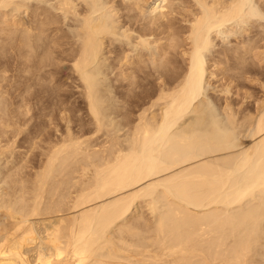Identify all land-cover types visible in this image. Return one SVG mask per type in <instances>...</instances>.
Returning <instances> with one entry per match:
<instances>
[{"label":"bare ground","instance_id":"1","mask_svg":"<svg viewBox=\"0 0 264 264\" xmlns=\"http://www.w3.org/2000/svg\"><path fill=\"white\" fill-rule=\"evenodd\" d=\"M50 1L56 13L50 11V6L49 9L41 6V2L45 5ZM172 1L37 0L34 10L29 13L32 6L29 0H0V9L13 5L14 11L21 10L36 18H32L29 24L24 18L17 17V11H0V33L9 38L3 40L14 45L17 43L19 50L16 53L12 51L15 47L6 44L7 51L11 46L12 57L4 59L6 55L2 53L0 57V65L4 67L0 68L3 70L0 75V163L17 150H14L16 143L31 141L37 144L38 132L33 128L41 121V115L57 116L58 121L65 122L64 132L60 130L61 135L56 134L57 139L51 141L48 148L42 147L46 158L43 160L44 156H39L42 162H39L37 171L33 167L36 172L31 178L24 176L28 153H23L27 156L26 162L23 157V162L16 166L8 159L0 168V181L3 182L0 183V264H264V224L261 220L264 202L242 213L228 210L229 205L254 195L258 189L264 190V95L262 100L259 98L254 114H242L245 116L241 117L242 127H245L242 129H245L244 133L247 131L244 136L250 135L253 143L246 146L242 157L236 159L233 155L219 156L233 150L234 135L230 129L228 132L218 129L216 111L206 104L208 96L205 91L206 85H213L212 78L219 74L217 70L220 72L224 68V60L231 61L230 56H237L240 50L242 52L237 57L240 64L237 65L236 59L232 58L237 65L232 66L241 71L236 69L235 72L227 67L229 73L227 75L225 69L224 77L229 81L226 85L223 83L221 91L229 93L230 82L233 84L238 76L234 78V75L244 72L241 69L245 67L243 62L247 59L246 64L249 63L246 53L251 48L257 49L256 40L257 46L253 44L254 47L247 43L251 39L235 42L241 47H236L239 51L234 50L236 54L230 56L227 51L232 46L227 44L226 49L222 46L219 54L225 57L221 55L223 59L209 58L206 52L217 37L245 35L256 26L257 31L258 27L261 28L257 34L263 41V21H255L254 17L264 18V1L195 0L191 6L188 3L187 6L179 5L184 11L177 16L182 15L181 19L188 22L184 27L178 25L179 32H174L179 30L178 26H173L177 30H171L174 25L173 20L170 23L171 15L168 16V13L172 14L171 8L168 13L161 11L163 7H172ZM175 2V6L178 5ZM124 12L133 21L137 14L145 21L147 13H154V17L150 14L152 17L149 20L146 17V20L151 23V29L156 26L162 31L164 28L160 42L155 39L158 38L154 35L156 32L152 33L155 37L151 34L157 31L155 28L150 34L145 30L150 26L144 28L147 34L141 30L143 34L138 35L140 31H134L131 24L128 26L122 19ZM140 16L139 19L136 17V22L137 19L141 21ZM70 19L74 26L68 28L69 34L64 26ZM53 23L57 26L52 35L51 31L50 34L46 31ZM132 30L137 33L136 37H133ZM150 35L154 41H150ZM116 40L125 41L124 46L133 43L134 50L138 48V51L139 47L149 51L151 42H157L162 46L161 50L168 53L171 44L169 49H176L175 53L170 51L169 54L175 55L177 47H181L182 54L181 50L177 51L183 55L185 60L181 58L186 65L181 71L171 73L170 70L178 66L172 69L170 66L175 62L167 54L168 57L160 54L164 63L159 61L160 66L152 68L156 73L148 71L142 77L147 79L148 75H155L160 79L155 89L147 91L156 99L152 98L149 108L138 113L133 125L129 121L133 127L130 139L121 140L113 133L109 140L105 139L106 143L102 141L95 148L96 142L91 143L92 134L83 138L72 126L71 112L77 108L75 103L67 102L70 93L63 88L68 82L63 77L72 79L77 83L75 86L81 88L88 115L96 126L94 131L99 133L106 128L107 119L102 112L101 75L110 59L108 55L114 54L113 47L109 46L115 44L116 49ZM136 50L137 55L133 58L138 57V60L145 56L141 50ZM122 54L121 64L128 65L126 69L134 73L135 59H131L127 50ZM151 61L152 65L158 62L155 57ZM114 63L109 61L108 65L112 67ZM8 65H13L15 70L8 76L14 82L6 81ZM126 72L125 75H131ZM136 76L134 73L133 77ZM260 83L264 84L263 81ZM137 84L139 89L142 88L143 85ZM131 90L134 96L141 93L134 87ZM231 103L226 97L222 108L228 122L234 125L238 112ZM154 106L158 109L151 110ZM41 126L37 124V130ZM255 155L259 158L257 163L252 161ZM246 166H250V173L237 184L235 174ZM155 194L160 196L159 199Z\"/></svg>","mask_w":264,"mask_h":264},{"label":"rangeland","instance_id":"2","mask_svg":"<svg viewBox=\"0 0 264 264\" xmlns=\"http://www.w3.org/2000/svg\"><path fill=\"white\" fill-rule=\"evenodd\" d=\"M37 1V0H36ZM36 1L35 0H29V2H31L30 4H32V6H30V8H31V10L29 9V13H31V11L32 10H34V7H33V5L34 4H36ZM172 1V0H171ZM174 1L175 0H173L172 2H173V5H172V7L171 6H166V7H163V8H161L162 10L161 11H165V13H168L170 10H169V8H171V11H172V14H171V12L170 13H168V16L169 15H171V16H169L170 17V23L172 22L173 23V21H174V25H171V27H172V29L171 30H173V29H175V30H177V29H179V30H177V31H174V32H179L180 31V26H182V27H184L186 24L188 25V22H184V20H182L181 19V17L180 16H182V15H179V16H177L179 13H183V11L184 10H182L181 8L182 7H180L181 5H184V6H187V5H189V6H191V4L193 3V4H195L194 3V1L195 0H176V4H178V5H176L175 6V4H174ZM178 1H180L179 3H178ZM181 1L182 2H184L185 4H181ZM186 1V2H185ZM255 1V0H254ZM256 1H259V2H261V3H263V1L264 0H256ZM27 2V1H26ZM49 2V1H48ZM47 2V3H48ZM53 2V1H52ZM45 3V2H44ZM186 3H188L187 5H186ZM191 3V4H190ZM260 3V4H261ZM166 4V3H165ZM192 4V5H193ZM46 5V6H45ZM45 5H43V3L41 2V6L42 7H46V8H48L49 6V8H52L53 7V4H51V1H50V4L48 3V4H46L45 3ZM180 5V6H179ZM12 6V7H11ZM8 9H5L7 12H12V13H15L16 11V15H18L17 17L19 18V17H22V18H24L29 24H30V22H31V19L33 18V19H36L35 17H32L31 15V17L30 16H27V14L26 13H24V11H18V10H16V11H14L15 9V6H13V5H11ZM35 6V5H34ZM52 6V7H51ZM178 6H179V8H178ZM264 6V5H263ZM173 7H175V9H176V12H174V8ZM48 8V9H49ZM172 8H173V10H172ZM10 9H11V11H10ZM3 10V11H2ZM4 9H0V11H2L3 13L4 12H6ZM13 10V11H12ZM24 10V9H23ZM55 11L54 13H56V10L54 9V8H52V9H50V11L53 13V11ZM123 11H125L126 13H127V11L126 10H124V8L122 9ZM122 10H121V14L123 15V12H122ZM158 11L160 10V9H157ZM167 10H169L168 12H167ZM178 10V11H177ZM158 11H156V12H158ZM179 11H182V12H179ZM23 12V13H22ZM124 12V17H122V19L124 18V20H126V24L129 26L130 24H131V29H137L136 31L138 32V31H140V33L138 32V35L139 34H143L142 32L143 31H141V30H144V28H147V26H150L151 25V23H149V22H147L148 20H149V17H152L151 15H153V17H154V13L153 14H149V13H147V15L148 16H146V17H148V20H146L147 18L145 17V21H143L142 20V16H140L139 14H137V16H138V19H139V16H140V18H141V21H139L138 19H137V22H136V17H134L135 18V21H133V18H128V17H126L125 16V13ZM133 12V11H132ZM131 12V13H132ZM136 12V11H135ZM174 12V13H173ZM1 13V12H0ZM8 13V15H11V14H9ZM2 14V13H1ZM0 14V17L2 16ZM23 14V15H22ZM136 14V13H135ZM133 15V14H132ZM172 15H173V18H172ZM176 15V16H175ZM174 17H176V19L174 18ZM30 18V19H29ZM126 18V19H125ZM178 18V19H177ZM180 18V19H179ZM255 18H257V19H255ZM259 16H256V17H254V20L256 21V20H261V22L264 24V18H259ZM131 20V22H130V20ZM143 19H144V17H143ZM0 20H2V18H0ZM164 21L165 20H167L166 18H164L163 19ZM173 20V21H172ZM128 21H129V24H128ZM132 21H133V23H132ZM178 23H177V22ZM183 21V22H182ZM39 22H41V20H39ZM74 21L73 20H67V22H66V25L64 26V28L68 31V33H69V29H70V27H71V25L72 24H70V23H73ZM144 22V23H143ZM137 23V24H136ZM142 23V24H141ZM186 23V24H185ZM54 24V23H53ZM74 24V23H73ZM184 24V25H183ZM51 26H52V24H50ZM49 25V31H46V32H48L49 34H50V31H51V34L53 35V32H54V30H55V28L54 27H56L57 26V24H54L52 27ZM141 25H142V27H141ZM146 25V26H145ZM178 25H180V26H178ZM72 26H74V25H72ZM144 26V27H143ZM152 26H155V25H152ZM173 26H178V27H176V28H174ZM48 27V26H47ZM51 27V28H50ZM136 27V28H135ZM69 28V29H68ZM141 28V29H140ZM153 28H155L157 31H155ZM152 29H151V26H150V29H149V27L147 28V29H145L146 31H148V33L150 34V32L151 31H153V32H151V34L153 33L154 34V32H156V34H154L155 36L156 35H158L157 37L158 38H155V39H159L161 36H164V31H163V29H162V27H161V29H162V31L160 30V28H159V30H158V28H156V26L155 27H153ZM51 29V30H50ZM53 29V30H52ZM139 29V30H138ZM256 29V30H255ZM259 29L261 30V28H259L258 27V31H259ZM132 30V31H133ZM134 30V31H135ZM144 30V31H145ZM134 31H133V37H136L137 36V33H134ZM145 31V33L144 34H147V32ZM163 32V35H162V33L161 32ZM254 31V32H253ZM258 31H257V26L255 27V28H253V30L250 32V33H244L245 35H242L243 33H239V34H237V36H236V34H234V36H233V34L232 35H221V36H219V37H217L216 38V40H215V42H214V44L209 48V50L206 52V56L207 57H209V58H213V56H217L218 58H222L223 59V55L222 54H219V51H222L223 50V47H224V49H226L227 47H228V45L229 46H232V48H233V46H235L233 49L232 48H230V47H228L229 49H228V51H227V53H228V56H230V55H234V54H236V53H234V50H237L238 48H240L241 47V45H240V43H239V45L237 44V43H235V42H238V41H241L242 39L243 40H250V42H252V44L250 43V42H247V41H245V42H247L248 44H250V45H252L253 46V44H255V42H254V40H256V42L258 43H256L258 46H259V48H258V46L257 47H255V48H257V49H254V48H251V51H249V53L251 52V55H250V57L248 56V54L246 53V56L248 57V64H246L247 62V59H246V61L245 62H243V63H245L244 65H245V67H242L241 69H243L242 71H244L245 72V70L244 69H246L248 72H238V73H234L233 74V72L232 71H230V74L232 73L233 75H234V78H235V76L236 75H238L237 77H236V80L234 79L233 80V84L230 82V86H232V87H230L229 86V88H231L230 89V91H229V93H225V92H222L221 91V88H223L224 87V85H226L227 83H228V81L225 79V74H224V71H225V69H226V72H227V75H228V73H229V68H231V69H237V68H235L234 66H232V65H235V66H237L238 64H240L239 62H237L238 61V59H237V57H238V54L240 53V51L239 50H237V51H239V53L237 52V51H235V52H237L238 54H237V56H233L232 58L233 59H236V62H237V65L236 64H234V63H236L235 62V60L234 61H232L233 59L231 58V56H230V59H231V61L230 60H228V59H225L224 61H225V64H224V70L222 69L220 72H219V70H217L218 72H217V74L219 75H217L216 77H214V78H212L213 79V81H212V84L213 85H206L205 86V91H206V93H207V96H208V101L206 102V104L209 106V107H211L214 111H216V116L215 117H217L216 118V120H217V126L218 127H220V128H218L219 130H221V128H223V130L225 129V131L226 132H228V130L230 129V131H231V133L234 135H232L230 132V134L233 136L232 137V146H233V150L231 151V152H229V153H221V154H219V156H222V155H233L236 159L237 158H240V157H242V155H243V151H244V149L246 148V146H249V144H252L253 143V138L249 135H247V137L246 136H244L246 133H247V131H246V133H244V131H245V129H242V128H245V127H242V124H243V117H245V116H247V114L248 113H255L256 112V110H257V102H259L260 101V99L262 100V96L264 95V90H263V87H264V84L262 85L260 82L261 81H263V83H264V55H263V53H264V36H263V38H261L263 41H261L260 39H259V37H258ZM159 32V33H158ZM264 32V31H263ZM2 33H4V32H2ZM172 33H173V31H172ZM260 33V32H259ZM70 34V33H69ZM152 34V35H153ZM175 34V33H174ZM173 34V35H174ZM242 36H241V35ZM247 34V35H246ZM152 35H150L152 38H151V40L150 41H154L155 39H154V37L152 36ZM241 37H240V36ZM7 35L6 34H4L3 36L1 35V33H0V37H4V38H2V39H0V48H2V49H0V57H1V53H2V55L4 54V55H6L5 56V58L4 59H11L10 57H12V54H11V52H10V49H11V46L14 48V50H12V51H18L19 52V50L16 48L17 46H16V44L17 43H15V45L14 44H11V43H9V42H7L6 40H3V39H5V38H8V36L6 37ZM175 36H177L176 34H175ZM227 36V37H226ZM50 38L52 39V37L50 36ZM49 38V39H50ZM239 38V39H238ZM50 39V40H51ZM163 39V38H162ZM8 40H9V38H8ZM259 40V41H258ZM3 41V42H2ZM5 41V42H4ZM163 42L165 41L164 39L162 40ZM122 41H117L116 40V44H117V46H116V49L114 48L115 47V44L114 45H112V46H109V47H113V49H112V51L114 52V56L110 53L109 55H108V59L109 60H107L108 61V63H109V61H111V63L113 64L114 62V65H112V67L111 66H109L108 65V63H107V65L105 66L106 68H104V73L101 75V81H102V84H101V89L103 90H101V92H103L102 94H103V96H102V98H103V103L104 104H102V112H104L103 114L105 115V122H106V128H107V130H106V128H104L103 130H101V131H99V133H97V132H95L94 131V129L96 128V126H95V124L91 121V117L88 115V112H87V109H86V105H85V103L83 102V96H82V94H80V90H81V88H77L76 86H75V84H77V83H74L73 81H72V79H69V78H67L66 76H64L63 78H64V80H67L68 82L65 84V85H63V88H65V89H67L68 91V93H70V97L68 98V100H67V102L70 104V101H71V103L72 104H74V106L77 108L76 109V111H74L73 113L71 112V114H72V118H73V122H72V126H74L73 128L79 133V135L81 136V137H83V138H86L87 137V134L91 137V134H92V139H91V143H93L94 144V141L96 142L95 144H97V145H95V146H97V147H95L93 144L91 145V146H94L95 148H98L101 144H100V142H102V141H104L105 142V139H108L109 140V137H111L112 135H110V134H116L117 136H120L121 137V140H128V139H130V136H131V133H132V130H133V127H132V125L134 124V122H136V119H137V116H138V113L139 112H141L144 108L146 109V107L147 108H149V105H150V103H152V100L154 99H156V98H154V96L155 95H150L147 91H150V90H152V89H155L157 86H158V82H159V80L160 79H157L156 78V76L155 75H148V78L147 79H144V78H142L144 75H145V73L146 72H150L151 73V71L152 72H154V73H156L155 71H154V69H155V67H157V66H160L159 65V63L160 62H162V63H164L163 61H161L162 60V57L163 56H161L160 54H162V55H166L169 59H171L172 61H174L175 63L172 65V66H170L172 69L174 68L173 66H178L176 69H174L173 71L172 70H170V72L171 73H175L176 71H181V68H182V66H185L186 64H184L185 62H184V57H183V55H181L182 57H183V59L181 58V56H180V51L178 52L177 50L179 49V50H181V54H182V49H180L179 47H177L178 49L176 50V54L179 56H177V55H175L174 53H175V49L173 48V50H171V49H169V48H172L171 47V44L170 43H168V44H170V47H168L167 48V50H168V53L166 52V51H164V50H161L162 49V46L161 45H157V42L155 43H152L151 42V45L152 46H150V50L149 51H145V50H143V49H141L140 47H139V49L142 51V53H143V55H145V56H143L141 59H138L137 60V58H133L132 56H134L135 57V55H137V52H135V50L136 51H138V48H136L135 50H134V48H133V43L131 44V45H128V44H126V46H124L123 45V43L125 42V41H123L122 43H121ZM158 42H160V39L158 40ZM171 42V41H170ZM261 42H262V44H261ZM4 44V46L6 45V44H11V46H9V51H7V48L8 47H6V48H4V46L2 47V45ZM51 44V46H54L52 43H50ZM50 44H48V45H50ZM119 44H121V47L123 48H121L120 47V45ZM154 44V45H153ZM228 44V45H227ZM236 45H238V46H236ZM254 45V46H255ZM120 48H119V47ZM131 46V48H129ZM158 48H157V47ZM223 46V47H222ZM227 46V47H226ZM253 46V47H254ZM125 47L127 48V49H125ZM158 50L159 48V50L158 51H155L156 49ZM236 47H238L237 49H236ZM51 49H54V47H50ZM110 48V49H111ZM119 48V49H118ZM183 48V47H182ZM221 48H222V50H221ZM3 49L5 50L4 52H3ZM57 49V48H56ZM55 49V50H56ZM121 49V50H120ZM219 49V50H218ZM233 51H232V50ZM124 50V51H123ZM125 50H127L128 52H129V55L132 57L131 59L132 60H136V61H138V62H136L135 60H134V62H135V76H136V74H137V76L136 77H133V74L134 73H132L133 72V70L130 72V70L131 69H129V70H127L128 69V65H126L127 66V69H126V66H124L123 64H121V62H122V60H121V57H123V56H121V55H124V54H122V53H124L125 52ZM130 50V51H129ZM131 50H133V51H131ZM139 50V51H140ZM217 50V51H216ZM231 50V52H232V54H231V52H229ZM17 51H16V53H17ZM41 51V50H40ZM117 51V52H116ZM138 51V52H139ZM144 51V52H143ZM151 51V52H150ZM170 51H173L174 53L172 54V52H171V54H169V52ZM216 51V52H215ZM252 51H253V53H252ZM9 52V53H8ZM121 52V53H120ZM130 52H132L131 54H133V55H131L130 54ZM162 52H164V53H162ZM166 52V53H165ZM218 52V53H217ZM242 52V51H241ZM260 52V55H258L257 53H259ZM7 53V54H6ZM116 53V54H115ZM153 53V55H151ZM156 53V54H155ZM215 53V54H214ZM230 53V54H229ZM234 53V54H233ZM255 53V54H254ZM261 53H262V55H261ZM54 54V53H53ZM107 54H108V52H107ZM117 54H118V56H117ZM119 54H120V56H119ZM159 56H158V55ZM217 54V55H216ZM10 55V56H9ZM50 55V54H49ZM48 55V56H49ZM111 55H112V57H111ZM117 56V58H118V60H117V58H116V56ZM171 55V56H170ZM173 55V56H172ZM175 55V56H174ZM218 55H222L221 57H219ZM255 55V56H254ZM256 55H258V56H256ZM51 56H52V54H51ZM54 57H55V61H56V56L55 55H53ZM147 56H148V58H147ZM160 56H161V59H160ZM263 56V57H262ZM146 57V58H145ZM153 57H155L156 58V61H158V62H154V63H156V64H153L152 65V61H151V58H153ZM159 57V58H158ZM171 57V58H170ZM259 57H261V58H259ZM130 58V57H129ZM150 58V59H149ZM166 58V57H165ZM167 58V59H168ZM174 58H176V59H174ZM225 58V57H224ZM23 59V58H22ZM146 59H147V61H146ZM263 61H262V60ZM121 60V61H120ZM163 60H164V57H163ZM209 60V59H208ZM226 60H228L227 61V63L229 64V65H227L226 66ZM240 60V59H239ZM139 61H141V62H139ZM160 61V62H159ZM165 61H166V59H165ZM178 61V62H177ZM182 61V65L180 64V62ZM229 61H230V63H229ZM262 61V62H261ZM120 62V63H119ZM187 62V61H186ZM234 62V63H233ZM12 63V62H11ZM140 63V64H139ZM177 63V64H176ZM211 63V62H210ZM122 66H121V65ZM137 64H139V66H137ZM148 66H147V65ZM179 64V65H178ZM231 64V65H230ZM111 65V64H110ZM151 65V66H150ZM156 65V66H155ZM241 65H242V63H241ZM243 65V66H244ZM246 65H247V67H246ZM9 66V65H8ZM108 66V67H107ZM120 66V67H119ZM153 66H154V69H152L153 68ZM231 66V67H230ZM5 67H7V66H5ZM121 67H123V69H121ZM140 67V68H139ZM141 67H142V69H141ZM227 67H228V69H227ZM234 67V68H233ZM238 67H240V66H238ZM250 67V68H249ZM0 68H2V65H0ZM107 68H109V69H107ZM112 68V69H111ZM116 68V69H115ZM117 68H119V69H117ZM138 68L140 69V70H138ZM213 68V67H212ZM2 69H4V67L2 68ZM2 69H0V71L2 72H0V75L1 74H3V70ZM125 69V70H124ZM8 70L9 71H7L8 72V75H7V72L5 73L6 74V76L8 77L10 74H12L13 72H15V70H13V65H10L9 66V68H8ZM137 70V71H136ZM228 70V71H227ZM235 70H233V71H235ZM237 70H239V68L237 69ZM237 70L235 71V72H237ZM120 71V72H119ZM121 71H127V72H129V73H127L126 72V74H131V75H125V73L124 72H121ZM223 71V72H222ZM239 71H241V70H239ZM250 71H253V72H250ZM256 71V72H255ZM11 72V73H10ZM107 72V73H106ZM119 73H120V75H119ZM124 74V76H123V74ZM222 73V74H221ZM242 73H244V74H242ZM247 73V74H246ZM256 73V74H255ZM258 73V74H257ZM224 74V75H223ZM240 74V75H239ZM222 75V76H221ZM259 76L260 78H257V76ZM11 76V75H10ZM125 76H128V77H125ZM134 78H132V77ZM119 77V78H118ZM218 77V78H217ZM256 77V78H255ZM126 80H125V79ZM256 80H255V79ZM12 78L10 77H8V79L6 80L7 82L9 81H12V82H14L13 81V79L11 80ZM103 79V80H102ZM117 79V80H116ZM129 79V80H128ZM258 79V80H257ZM261 79V80H260ZM227 82H226V81ZM103 81H104V83L105 84H103ZM131 81H132V83H131ZM217 81V82H216ZM76 82H78V81H76ZM133 82H135V83H133ZM141 82H143V84L141 83ZM18 82H16V84H17ZM137 83H140L141 84V86H142V88H140L139 89V84H137ZM223 83H224V85H223ZM226 83V84H225ZM129 84H131V85H129ZM232 84V85H231ZM104 85V86H103ZM127 85H128V87H127ZM135 86H136V88H135ZM138 86V87H137ZM216 86V87H215ZM218 86V87H217ZM222 86V87H221ZM8 87V86H7ZM68 87V88H67ZM134 87V89L136 90H139L141 93L140 94H138V95H135L134 96V93L132 92V88ZM221 87V88H220ZM142 89H144L143 91H142ZM220 89V90H219ZM128 90V91H127ZM78 91H79V93H78ZM138 91V92H139ZM73 93V94H72ZM128 93V94H127ZM133 93V94H132ZM149 94V95H148ZM151 97V98H150ZM156 97V96H155ZM228 98V100L229 101H231V102H233V103H231L232 105H233V107H236V111L238 112L237 113V122L236 123H234V125H232V124H230L229 122H228V120L226 119V116H225V113H224V111H223V108H222V104H223V101L225 102V98ZM74 98V99H73ZM153 98V99H152ZM260 98V99H259ZM257 99V100H256ZM263 99H264V96H263ZM83 106V107H82ZM83 109V110H82ZM156 109H158V106H154V107H152V109L151 110H156ZM105 110V111H104ZM253 110V111H252ZM69 111V110H68ZM67 111V112H68ZM80 111V112H79ZM82 111V112H81ZM248 111V112H247ZM148 112V111H147ZM106 113V114H105ZM148 113H150V109H149V112ZM253 113V114H254ZM81 114V115H80ZM242 114H245V116L243 115L242 116ZM249 115V114H248ZM136 116V117H135ZM49 117V118H48ZM51 117H52V119H51ZM242 117V118H241ZM129 119V120H128ZM41 121L40 122H36L35 124H36V126L33 128L34 130H35V128H36V131L38 132V135H37V137L38 138H40V139H38L37 137L35 138V141L37 142V144H39L40 143V145H38L39 146V149H38V146H37V144L35 145V144H33L31 141H21L20 143H16L15 144V146H14V150L15 149H17V150H15V152L13 151V153H14V155H13V153L8 157V158H3V160H1V163H0V168H3L4 166H2V165H5V163L7 162V160L9 159V160H13V162H15V163H13L14 165H16V166H18L17 164L19 163V164H21L22 162H23V160H24V158H25V161L24 162H26V155H27V153H28V157L27 158H29V161L27 160V162H26V168H25V170L27 169V172H26V174H25V172L23 173V175L26 177V178H31L35 173L34 172H36L37 170H38V168H39V162H40V164H41V162L42 161H40V160H42V158H40L39 156H44V151L42 152V150L41 149H43L44 150V148L46 147V148H48L47 147V145L48 144H50L51 145V141L53 142L54 140H56L57 138H55L57 135H61L60 134V132L62 131V133L64 132V130H65V122L64 121H62V120H57V116H56V118L55 117H53V116H50V115H41V119H40ZM49 120H53L52 122H49ZM79 120V121H78ZM83 120V121H82ZM134 120V121H133ZM57 121V122H56ZM91 121V122H90ZM129 121H131V122H133L132 123V125H131V122H129ZM79 122V123H78ZM107 122H108V126H107ZM55 123V124H54ZM85 123V124H84ZM92 123V124H91ZM245 123V122H244ZM37 124H41L42 126H41V128H40V130H37ZM52 124H54V125H52ZM56 124H58L59 126H57V127H59L58 128V131H56V129H57V127H56ZM80 124V125H79ZM94 124V125H93ZM84 127H83V126ZM87 125V126H86ZM30 126V125H29ZM45 126V127H44ZM244 126V125H243ZM95 127V128H94ZM225 127H227V128H225ZM83 128V129H82ZM217 129V130H218ZM43 132H42V131ZM46 130V131H45ZM48 130V131H47ZM61 130V131H60ZM79 130V131H78ZM82 130V131H81ZM89 130H90V132H89ZM222 130V131H223ZM244 130V131H243ZM81 131V132H80ZM95 133H94V132ZM225 131H223V132H225ZM48 132H49V134L51 135V137H52V139H51V137L50 136H48L49 134H48ZM91 132H93V133H91ZM115 132H117V133H115ZM44 133H45V136H43L44 135ZM52 133H53V135H52ZM84 133V134H83ZM244 133V134H243ZM57 134V135H56ZM113 134V135H114ZM42 135V137H39V136H41ZM55 135V136H54ZM84 135L86 136V137H84ZM58 136V137H59ZM88 136V137H89ZM46 137V138H45ZM48 137H50L49 139H48ZM48 141V140H50V142L48 143L46 140ZM97 141H96V140ZM41 141V142H39V141ZM94 140V141H93ZM108 140H106V141H108ZM44 141L45 142H47L46 144L44 143ZM127 142V141H126ZM41 143H42V145H41ZM106 143V142H105ZM108 143V142H107ZM17 145V146H16ZM45 145V146H44ZM99 145V146H98ZM41 146V147H40ZM49 146V145H48ZM25 147V148H24ZM32 147V148H31ZM34 147V148H33ZM42 147H44V148H42ZM26 149V151L24 150V149ZM30 148V149H29ZM21 151H20V150ZM33 149V150H32ZM30 150H31V152H30ZM29 151V152H28ZM33 151H34V153H33ZM23 153H25V154H23ZM33 153V154H32ZM42 153V154H41ZM18 156V157H17ZM42 156V157H43ZM24 157V158H23ZM19 158V159H18ZM21 158H22V160H21ZM38 158H39V160H38ZM46 157L44 156L43 157V160L45 159ZM252 161H253V163H257V162H259V158H258V156L257 155H255V156H253V159H252ZM27 163H28V165L29 164H31L30 166H28L27 165ZM23 164H25V163H23ZM29 167V168H28ZM31 167H32V169H31ZM33 167H35V169H36V171H35V169L33 168ZM13 168H15L16 169V167H14L13 166ZM34 169V170H33ZM1 170V169H0ZM2 170H4V169H2ZM14 170V169H13ZM29 170V171H28ZM32 171V172H31ZM250 171V166H246V167H244L243 169H241V170H239L238 172H236V174H235V179H237V184H239V183H241V182H243L244 180H245V178L248 176V174L250 173L249 172ZM27 174L29 175V177H27ZM32 174V175H31ZM1 177H2V174L0 175ZM31 176V177H30ZM0 177V178H1ZM2 181H0V183H1ZM1 184H3V182L1 183ZM4 185H7V184H4ZM74 189V188H73ZM72 189V190H73ZM75 190V189H74ZM155 197L157 198V199H159V195L158 194H155ZM264 202V190H260V189H258L255 193H254V195H248V196H246L241 202H236V203H233V204H231V205H229L228 206V210H229V212H232V213H235V214H237V213H242V212H245V211H247V209H250L252 206H255V205H258V204H260V203H263ZM262 220V222H263V224H264V217L261 219ZM264 227V226H263ZM263 232H264V230H263ZM263 242H264V239H263Z\"/></svg>","mask_w":264,"mask_h":264}]
</instances>
